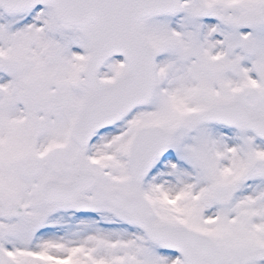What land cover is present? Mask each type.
Segmentation results:
<instances>
[{
    "label": "snow or ice",
    "instance_id": "snow-or-ice-1",
    "mask_svg": "<svg viewBox=\"0 0 264 264\" xmlns=\"http://www.w3.org/2000/svg\"><path fill=\"white\" fill-rule=\"evenodd\" d=\"M0 264H264V0H0Z\"/></svg>",
    "mask_w": 264,
    "mask_h": 264
}]
</instances>
